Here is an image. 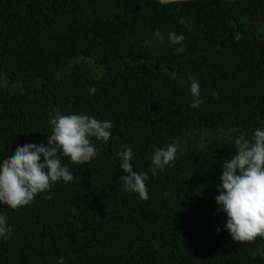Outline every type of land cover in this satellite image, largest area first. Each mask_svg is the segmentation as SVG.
Returning <instances> with one entry per match:
<instances>
[{
  "label": "trees",
  "instance_id": "16d2710c",
  "mask_svg": "<svg viewBox=\"0 0 264 264\" xmlns=\"http://www.w3.org/2000/svg\"><path fill=\"white\" fill-rule=\"evenodd\" d=\"M50 113L110 121L111 136L90 138L87 164L62 158L71 182L0 205V264H264V238L234 242L215 200L235 139L264 128V0H0V162L47 147ZM125 145L146 201L120 181Z\"/></svg>",
  "mask_w": 264,
  "mask_h": 264
},
{
  "label": "clouds",
  "instance_id": "9594fccd",
  "mask_svg": "<svg viewBox=\"0 0 264 264\" xmlns=\"http://www.w3.org/2000/svg\"><path fill=\"white\" fill-rule=\"evenodd\" d=\"M179 23L187 22L180 20ZM154 36L163 41L158 30ZM183 39L182 34L169 33V41L173 45L181 44ZM182 51L183 48L177 49V52ZM188 79L193 98L190 107L197 108L203 103L200 85L193 76L189 75ZM91 92L95 93V88ZM213 96L218 97V93L214 92ZM49 115L52 133L48 136L47 147L26 144L0 162V205L17 210L31 204L36 195L48 191L52 184L61 180L71 182L73 174L66 165H62V158H69L76 165L87 164L97 155L90 138L107 142L111 136L110 121H99L92 116L79 114ZM234 149L236 155L230 161H224L219 195L215 200L220 206L218 211L228 217L226 229L232 240L238 243L254 242L257 237L264 238V128L255 130L251 139L243 135L237 137ZM177 151L175 144L168 145L166 149H156L152 155V175L157 174V169L163 170L174 163ZM61 152L62 156L58 155ZM118 155L122 159L120 169L127 174L120 177L123 187L146 201L148 191L145 181L148 176L133 171L130 163L133 159L132 149L125 145ZM45 198L52 197L49 195ZM11 233L7 217L0 215V239L10 238ZM58 264H64L63 258Z\"/></svg>",
  "mask_w": 264,
  "mask_h": 264
},
{
  "label": "crops",
  "instance_id": "0c3cea01",
  "mask_svg": "<svg viewBox=\"0 0 264 264\" xmlns=\"http://www.w3.org/2000/svg\"><path fill=\"white\" fill-rule=\"evenodd\" d=\"M173 1H180V0H162L164 3L173 2Z\"/></svg>",
  "mask_w": 264,
  "mask_h": 264
}]
</instances>
